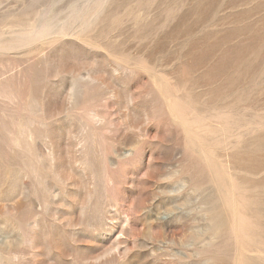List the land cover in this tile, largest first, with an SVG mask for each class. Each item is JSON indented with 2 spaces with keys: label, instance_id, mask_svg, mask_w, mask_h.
<instances>
[{
  "label": "rangeland",
  "instance_id": "374dc122",
  "mask_svg": "<svg viewBox=\"0 0 264 264\" xmlns=\"http://www.w3.org/2000/svg\"><path fill=\"white\" fill-rule=\"evenodd\" d=\"M263 19L264 0H0V264H264V29L234 89L206 75ZM191 40L219 49L195 66Z\"/></svg>",
  "mask_w": 264,
  "mask_h": 264
},
{
  "label": "bare ground",
  "instance_id": "6f19581e",
  "mask_svg": "<svg viewBox=\"0 0 264 264\" xmlns=\"http://www.w3.org/2000/svg\"><path fill=\"white\" fill-rule=\"evenodd\" d=\"M199 4L200 3L195 5L196 9L199 8L198 7ZM261 21H262V26H263L264 25V19ZM263 29H264V26L262 27V29L260 31L256 32L254 35H252V40H250L249 43H245L243 41L242 42L240 41L238 44H236L234 46H228V47L224 48L220 52V54H219L220 56L218 57L216 63L210 64L207 67L206 75L208 77V79H207L208 83H216L217 80L221 76H224L223 81H221V83H220L221 85L213 88V90L211 91V94L213 96L220 95V93L223 90H225V91L232 90L236 87V85L238 83H241L240 80L242 79V76H243L241 74L242 71H245V70H248L249 68H251L250 62H248L246 59L248 54H250V53H253L254 55L257 54L259 59L261 58L262 53L260 55H258V48L259 47L256 45H253L252 43L257 42L259 39L263 38ZM242 32H243V30H242ZM205 45L206 46H204L203 50L199 51L200 53L198 52L197 54H195V52H196L195 50L198 48L197 43L195 41H192V40L189 43V47H190V53L189 54L195 59V63H194L195 66L202 64V62H204L206 59H208L209 57H212L213 52L216 49H219V44H217V43L205 44ZM259 45H260V43H259ZM263 50H264V48H263ZM263 53H264V51H263ZM230 70H231V72H233V70H234V73H236V78L234 76L231 78H226V76ZM243 73H245V72H243ZM211 98L213 99L212 101H214V103H215V101L219 100L218 98H213V97H211ZM238 100H240V99H238V97H237L236 101L238 102ZM212 101L209 104H214ZM235 108L237 110L241 107H235ZM260 136L262 138H264V133H262ZM260 150H264V143L257 144L253 147L252 153L255 155L253 156V159H252L253 164L250 167L254 170H259V169L264 168V157L262 159H259V157H258V159L256 158V154H258ZM239 151L240 150L236 151L235 155L232 154L231 158L232 157L234 158L233 163L235 164V167L243 169V168L248 167V165H245L244 163L241 162V160L239 158ZM257 188L258 187H255L254 189H252V191L258 192ZM255 206H256V209H255V212L253 213V215H254V217H256V219L258 221L261 219L260 212H261V209H264V204L256 203ZM244 215H246V214H244ZM226 220L227 219H225V221ZM261 225L262 224H259V222H255V225H254L255 231H251L253 236H254L253 240H255L254 243L251 244L252 245L251 250L253 252L264 250V229L260 227ZM215 226L218 227V222L215 223ZM219 227H221V224H219Z\"/></svg>",
  "mask_w": 264,
  "mask_h": 264
}]
</instances>
